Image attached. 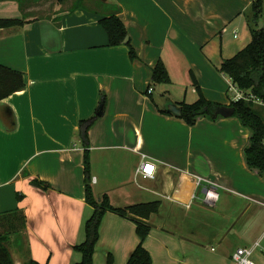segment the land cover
Segmentation results:
<instances>
[{
  "label": "crops",
  "instance_id": "1",
  "mask_svg": "<svg viewBox=\"0 0 264 264\" xmlns=\"http://www.w3.org/2000/svg\"><path fill=\"white\" fill-rule=\"evenodd\" d=\"M253 1L0 0V18L26 21L0 29V63L25 80L23 90L0 101V220L18 209L26 217L25 252L16 264L81 261L74 247L85 240L93 209L85 199L79 122L101 107L89 132L93 190L120 208L161 202L144 241L152 264H233L236 249L258 240L264 246V177L246 163L249 129L234 116L188 125L161 111L197 100L189 102L198 95L192 73L207 99L230 106L235 91L220 67L252 41ZM117 7L138 60L129 46H110L100 24ZM159 60L172 88L152 83ZM180 78L186 87L179 91ZM255 107L264 119V104ZM144 160L155 165L154 178L136 174ZM208 185L219 194L213 205L205 199ZM139 243L136 223L109 211L94 264H108L110 256L112 264H127ZM252 258L264 264V251Z\"/></svg>",
  "mask_w": 264,
  "mask_h": 264
},
{
  "label": "trees",
  "instance_id": "2",
  "mask_svg": "<svg viewBox=\"0 0 264 264\" xmlns=\"http://www.w3.org/2000/svg\"><path fill=\"white\" fill-rule=\"evenodd\" d=\"M121 8L117 7V13L103 17L100 20L101 26L108 33L109 45L119 46L127 45L130 49V58L138 60L139 55L133 46L128 34V30L123 18L120 15ZM264 0H254L251 5V15L249 19L252 32V41L235 56L224 59L220 70L227 75L231 81L246 95L252 94L264 102V25L259 28V22L263 21ZM26 23L21 18H0V29L14 26H22ZM128 38L127 43L125 40ZM193 84L197 87L198 98L193 103L180 102L182 108L181 118L188 125H195L197 121L206 117L210 120L220 118L219 110L224 106L219 102L207 99L202 93L201 87L192 73ZM171 77L165 63L159 60L153 68L152 83L162 84L170 83ZM25 88L24 73L0 63V101ZM106 94L101 97V104L104 105ZM252 100L240 99L231 102L230 107L234 108V117H237L241 124L250 131L248 144L245 147L244 154L248 167L257 170L264 177V119L255 107ZM163 113L171 114L162 109ZM97 113L92 116L81 119L79 122V138L85 149L84 155V185L85 199L92 207L93 212L86 220L84 231L85 240L75 245V249L80 251L82 259L76 264H94V254L96 245L100 236V226L102 219L107 212H116L130 220L137 226V233L140 237V243L132 252L127 264H152L150 252L144 246V241L152 230L149 223L151 214L158 213L161 202L149 201L132 204L126 208L114 206L107 194L100 199L96 198L92 182V167L90 159V136L89 132L97 121ZM31 183L35 186L48 190L52 187L51 183L32 179ZM23 194L18 193V199L23 198ZM2 218L9 224V229L4 234H0V264H16L8 248L10 232L23 236L26 227V217L22 212L14 210L3 213ZM24 264H42L34 259L26 261ZM108 264H112V258L109 257Z\"/></svg>",
  "mask_w": 264,
  "mask_h": 264
},
{
  "label": "built area",
  "instance_id": "3",
  "mask_svg": "<svg viewBox=\"0 0 264 264\" xmlns=\"http://www.w3.org/2000/svg\"><path fill=\"white\" fill-rule=\"evenodd\" d=\"M231 88L235 91L234 100H240V99H246V100H252L255 103L264 104V102L258 98H256L254 95L244 94L233 82L231 84ZM153 87H149L148 93L153 92ZM264 143V139H263ZM145 158V156H143ZM150 169V171H149ZM155 165L153 163H150L149 161L144 160L139 168L136 171V174L138 176H142L144 178H154L155 177ZM203 179H199V183H202ZM211 186V187H210ZM205 199L207 202H209L211 205H213V201L217 200L219 194L212 188V185H208L205 187ZM261 248L264 251V246L261 243V240H258L254 243L252 246H244L236 249L232 255L233 264H257L252 256L256 249Z\"/></svg>",
  "mask_w": 264,
  "mask_h": 264
},
{
  "label": "rangeland",
  "instance_id": "4",
  "mask_svg": "<svg viewBox=\"0 0 264 264\" xmlns=\"http://www.w3.org/2000/svg\"><path fill=\"white\" fill-rule=\"evenodd\" d=\"M263 19H264V16H263ZM171 83H172V81L170 83H166L167 88L173 87L172 85H170ZM176 83H178L177 90H179V91L182 89L185 90L186 85L183 83L182 78L178 79L176 81ZM189 87L191 88V86H189ZM192 98L193 97H191V99H189L190 100L189 102H193L194 100H196L198 98V95H197V97H194L193 99ZM200 197L204 198V195L200 194ZM181 213H185V212L182 210ZM8 230L10 231L7 222L5 220L1 219L0 220V234H4ZM18 240H19V242H18ZM7 245L9 247V249L11 250V252L13 253V257H14L15 262H16L15 257L19 258L20 255L22 256V254H24V252H25L23 237L21 235L14 233L13 231L10 232V240L8 241Z\"/></svg>",
  "mask_w": 264,
  "mask_h": 264
},
{
  "label": "water",
  "instance_id": "5",
  "mask_svg": "<svg viewBox=\"0 0 264 264\" xmlns=\"http://www.w3.org/2000/svg\"><path fill=\"white\" fill-rule=\"evenodd\" d=\"M264 25L263 21L259 22V28H262ZM128 38L125 40V43H127ZM166 109L177 116H181L182 115V108L180 106H178L176 103H169L166 107ZM102 107L101 109L98 111V115L102 114ZM219 114L224 116V117H231L234 115V108L230 107V106H223L220 110H219Z\"/></svg>",
  "mask_w": 264,
  "mask_h": 264
},
{
  "label": "snow or ice",
  "instance_id": "6",
  "mask_svg": "<svg viewBox=\"0 0 264 264\" xmlns=\"http://www.w3.org/2000/svg\"><path fill=\"white\" fill-rule=\"evenodd\" d=\"M149 171H150V169H149Z\"/></svg>",
  "mask_w": 264,
  "mask_h": 264
}]
</instances>
